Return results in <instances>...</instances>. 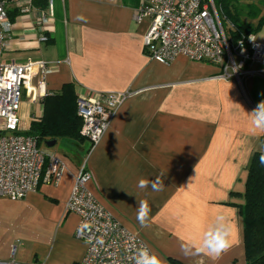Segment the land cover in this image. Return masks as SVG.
<instances>
[{
    "label": "crops",
    "instance_id": "1",
    "mask_svg": "<svg viewBox=\"0 0 264 264\" xmlns=\"http://www.w3.org/2000/svg\"><path fill=\"white\" fill-rule=\"evenodd\" d=\"M6 1L13 26L3 60L44 61L51 67L42 96L31 99L29 92L40 79L38 68L26 78L22 131L42 117V98L65 84L72 83L76 95L92 97L132 91L87 160L88 190L161 264H171L170 258L181 264H245L234 206L243 199L231 193L244 191L252 153L264 152V133H253L249 116L264 100V76L247 79L242 90L235 81L218 78L220 69L211 63L178 56L162 64L149 58L143 48L149 23L134 18L142 0H51L44 28L35 11L22 13L14 0ZM48 3L33 5L46 9ZM56 144L42 147L63 159L61 181L41 183L23 200L51 225L43 242L46 264H80L86 244L73 236L78 217L66 213L65 204L88 141ZM141 202L147 205L145 218ZM218 214L233 225L232 246L219 257L187 247L213 227Z\"/></svg>",
    "mask_w": 264,
    "mask_h": 264
},
{
    "label": "built area",
    "instance_id": "2",
    "mask_svg": "<svg viewBox=\"0 0 264 264\" xmlns=\"http://www.w3.org/2000/svg\"><path fill=\"white\" fill-rule=\"evenodd\" d=\"M22 13L35 11L36 23L45 27L51 17V0L46 9H37L34 0H14ZM135 21L147 20L148 30L143 37L146 55L162 64H169L178 56L194 62H208L220 69L218 78L233 80L243 90L249 78L264 76V43L255 34L229 39L222 7L215 0H142L134 15ZM7 1L0 0V197L19 200L35 192L41 183L57 186L66 170L63 159L38 145L34 136L20 128L19 110L25 81L34 68L40 79L29 89L31 99L42 96L45 78L51 67L44 61L23 63L5 62L2 58L6 39L12 29ZM41 40H46L42 36ZM132 91H110L92 97L78 95L77 113L82 120L80 135L88 147L80 162L65 212L78 217L74 237L86 244L80 264H135L138 248H151L128 231L88 190L91 173L87 160L101 142L119 107ZM16 246L8 259L0 264H44L16 260Z\"/></svg>",
    "mask_w": 264,
    "mask_h": 264
},
{
    "label": "trees",
    "instance_id": "3",
    "mask_svg": "<svg viewBox=\"0 0 264 264\" xmlns=\"http://www.w3.org/2000/svg\"><path fill=\"white\" fill-rule=\"evenodd\" d=\"M35 5L44 8L46 0H34ZM222 7L223 14L232 27L225 31L230 40L256 34L264 27V0H215ZM13 16V15H12ZM10 17V15H9ZM77 96L74 85L68 83L60 91L45 95L42 117L31 121L25 134L34 136L42 146L50 140L82 141L81 118L77 113ZM264 152H253L247 167L243 201L234 205L242 222V240L245 251V264H264ZM234 204V203H232ZM171 264H181L169 259Z\"/></svg>",
    "mask_w": 264,
    "mask_h": 264
},
{
    "label": "rangeland",
    "instance_id": "4",
    "mask_svg": "<svg viewBox=\"0 0 264 264\" xmlns=\"http://www.w3.org/2000/svg\"><path fill=\"white\" fill-rule=\"evenodd\" d=\"M223 24L226 28L227 23L223 21ZM255 36L261 42L260 39H264V27ZM21 112L19 118H22ZM54 149L59 150V144ZM38 210L23 199L0 197V260L8 259L12 247L16 246V260L26 263L46 260V264L43 242L51 225L45 223Z\"/></svg>",
    "mask_w": 264,
    "mask_h": 264
},
{
    "label": "clouds",
    "instance_id": "5",
    "mask_svg": "<svg viewBox=\"0 0 264 264\" xmlns=\"http://www.w3.org/2000/svg\"><path fill=\"white\" fill-rule=\"evenodd\" d=\"M251 118V130L264 133V100L260 101L256 108L249 113ZM264 163V155L261 156ZM145 182L141 181L143 185ZM147 207L146 202H141L140 217L145 218L147 213L143 211ZM233 225L223 214H218L213 227L205 231L198 241H189L187 247L194 248L198 253L213 257H219L232 246ZM135 264H161L158 257L147 248H138L134 255Z\"/></svg>",
    "mask_w": 264,
    "mask_h": 264
},
{
    "label": "water",
    "instance_id": "6",
    "mask_svg": "<svg viewBox=\"0 0 264 264\" xmlns=\"http://www.w3.org/2000/svg\"><path fill=\"white\" fill-rule=\"evenodd\" d=\"M55 144H56V140H50V141H46V142H45V145H46V147H48V148L53 147Z\"/></svg>",
    "mask_w": 264,
    "mask_h": 264
}]
</instances>
